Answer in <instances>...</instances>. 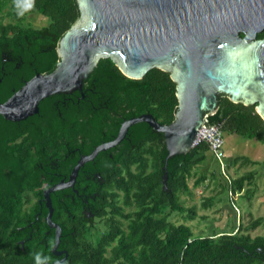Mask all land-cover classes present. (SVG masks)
Instances as JSON below:
<instances>
[{"label":"trees","instance_id":"1","mask_svg":"<svg viewBox=\"0 0 264 264\" xmlns=\"http://www.w3.org/2000/svg\"><path fill=\"white\" fill-rule=\"evenodd\" d=\"M30 2L32 6L23 10ZM26 13L38 15L45 24L26 23ZM78 18L75 0H0V103L36 73L54 70L59 60L58 42ZM256 39H264V29ZM83 85L81 93L43 99L38 113L25 120L10 122L0 116V264H36L37 252L49 257L45 263L53 259L52 235L44 233L48 232L43 219L47 210L33 203L42 198V182L60 180L47 173L41 180L39 166L51 162L46 161L47 155L58 165L68 151L78 149L81 132L91 140L102 138L104 132L116 136L123 121L143 114L164 125L174 119L176 84L167 71L153 68L140 79H130L111 60L100 59ZM207 120L209 125H220L223 136L253 139L264 149V121L254 105L233 103L219 94L217 109ZM89 125L92 131L87 129ZM123 140L124 146L101 171L107 189L121 193L109 194L105 189L95 197L101 205L97 216L102 217L104 227L95 241L89 236L81 242L79 221L73 230L63 228L70 215L76 221L79 214L69 210L70 197L60 202L58 192L50 194L51 218L63 228L61 242L69 252L70 264H264V236L250 234L262 224L261 219L246 226L240 223L228 232L197 236L186 224L195 218L196 207L185 208L180 195H192L188 186L191 177H195L194 186L206 178L205 173L198 174V166L206 160L203 154L209 152L206 143L166 161L163 190L162 167L167 155L163 136L147 124L137 123L129 127ZM74 163L64 165L65 174H70ZM260 163L264 167V160ZM235 164L255 165L245 156L233 159L230 165ZM253 174L248 172L229 184L223 179L221 192L228 190L234 197L253 181ZM77 197L74 200L79 204ZM213 202V197L205 198L201 208L208 209ZM173 214L183 222L170 221ZM41 218L43 231L34 238Z\"/></svg>","mask_w":264,"mask_h":264},{"label":"water","instance_id":"2","mask_svg":"<svg viewBox=\"0 0 264 264\" xmlns=\"http://www.w3.org/2000/svg\"><path fill=\"white\" fill-rule=\"evenodd\" d=\"M75 1L79 18L58 42L54 70L36 73L0 103V116L19 122L37 114L45 98L81 93L100 59L111 60L130 79H140L153 68L169 72L178 105L167 125L149 114L123 121L112 141L77 160L66 182L43 191V219L54 230L51 253L64 258L67 252L56 251L61 228L51 220L50 194L72 187L81 166L119 144L129 127L145 123L163 136L165 190L166 161L190 152L201 141L194 144L204 116L217 109L219 94L233 103L254 105L264 121V39H256L264 29V0Z\"/></svg>","mask_w":264,"mask_h":264},{"label":"rangeland","instance_id":"3","mask_svg":"<svg viewBox=\"0 0 264 264\" xmlns=\"http://www.w3.org/2000/svg\"><path fill=\"white\" fill-rule=\"evenodd\" d=\"M23 10H25V7ZM25 17V22L33 26L45 24L38 15L26 13ZM224 140L228 179L232 181L234 178L253 172V181L250 184H245L242 192L234 193V197L229 196L228 190L221 192L220 184L223 183L225 178L220 173L217 161L209 152L204 153L206 160L198 166V174L205 173L206 178L200 185L194 186L195 177H191L188 180V186L192 195H180V201L185 208L196 207L195 218L186 222V224L191 227L193 233L197 236L206 235L213 231L228 232L240 223L246 226L256 219H261L262 224L255 230H250V234L252 237L264 236V167L260 163L264 160L263 146L253 139H246L237 135H224ZM242 156L254 161L255 165L241 167L238 164L230 165L233 159ZM212 172L214 177H211ZM213 178H216V180ZM248 191L251 193L246 197ZM208 197H213L214 202L210 208L202 209L201 203L203 199ZM170 221L175 224L183 222L181 217L176 214L170 217ZM42 225L41 218L39 230L33 234L34 238L40 236L43 231ZM96 230L101 235L104 227L98 224Z\"/></svg>","mask_w":264,"mask_h":264},{"label":"flooded vegetation","instance_id":"4","mask_svg":"<svg viewBox=\"0 0 264 264\" xmlns=\"http://www.w3.org/2000/svg\"><path fill=\"white\" fill-rule=\"evenodd\" d=\"M81 98L83 99V101H85V96L83 94ZM81 109L83 108L81 107ZM87 129L89 131H92L93 128L91 125H89ZM100 136H102V138H99V139L96 138L95 140L94 139L91 140L89 137L86 136L85 132H81V136L79 137V140H78L80 141L78 149H72L68 151V153L64 155L63 159L58 163V165L54 163L56 161H53L51 157L47 155L46 161H51V162H50V165H48V162H47L46 164L39 166V170L41 172V180L44 179L43 173H47L51 175V178H55V177L60 178V180L57 183L61 181L66 182L70 175V174H65L63 170L64 165H66V163L68 165H71L72 161L74 160L75 161L74 165H75L79 158L89 155L93 151L94 148H96L97 146L103 143H108L112 141L113 137H115V136H112V134H109L108 132H104ZM96 141H99V142H96ZM125 141H128L127 138L125 139ZM125 141L123 140L120 144H117L115 147L109 148L106 151L99 152L92 160L84 163L79 169L78 175H77V177L81 175V182H77V177H76V180L72 187L65 188L60 191H56L58 192L57 196L60 202H63L65 201V199L70 197V201L72 203L71 209L69 208L67 209L72 210L74 213L79 214L76 221H75L74 216L70 215V217H68V220L65 221L63 228L73 230L74 229L73 227L75 226V224H77V221H79V224L81 225V242H84L89 236L92 237L93 241H95L96 238L101 236L96 230L98 224L103 226L102 217L97 216L100 213L101 205L95 202V197L99 195L102 191L107 189V187L104 184V181L101 180V171L103 170L104 166L108 164L107 160L112 159V154L118 152L119 149H121L124 146ZM53 165H55L56 167L54 168ZM112 169L109 170L110 175L114 174V170ZM57 183H52L51 179H49V181H44L41 184L40 190L43 193L44 190L48 189L49 187ZM113 191L117 193H121L119 191L112 190V189L106 190V192H108L109 194L112 193ZM76 196H78L77 200L79 201V204H76L77 201L74 200L75 199L74 197ZM42 198L38 200L34 199L33 203H38L40 208H44L45 203ZM51 205H52V200H51ZM66 212H68V210ZM52 215H53V212H52ZM36 217L38 219L39 216L37 215ZM60 219H63V217H61ZM53 223H55L61 228V234H60V238H59L56 251L57 252H67V250L63 247L62 242H61L63 228L60 226L59 223L55 221H53ZM44 233L51 234L53 238V243H54V230L48 229V232L44 231ZM74 235H75V231H73V233L71 234V237H74ZM64 239H68V238H64ZM53 243H52V246H53ZM52 246L50 247V252H51ZM68 253L69 252L66 253V258H64V254H60L59 256L52 255L53 259H51L49 263L48 262L46 263L53 264L57 260H59L61 261V264H70L71 260L68 257Z\"/></svg>","mask_w":264,"mask_h":264},{"label":"built area","instance_id":"5","mask_svg":"<svg viewBox=\"0 0 264 264\" xmlns=\"http://www.w3.org/2000/svg\"><path fill=\"white\" fill-rule=\"evenodd\" d=\"M204 116L203 127L201 126L196 134L195 145L199 143H206L208 145L209 152L213 158L217 161L221 175L225 178L227 184L230 183L226 174V160H225V140L221 131L220 125H209L207 117ZM198 143V144H199ZM197 144V145H198Z\"/></svg>","mask_w":264,"mask_h":264},{"label":"clouds","instance_id":"6","mask_svg":"<svg viewBox=\"0 0 264 264\" xmlns=\"http://www.w3.org/2000/svg\"><path fill=\"white\" fill-rule=\"evenodd\" d=\"M32 6L31 2L25 5V8H30ZM19 14H23L22 11ZM36 264H45V261L49 259V257L42 255L40 252L35 254ZM55 264H61V261L57 260Z\"/></svg>","mask_w":264,"mask_h":264}]
</instances>
